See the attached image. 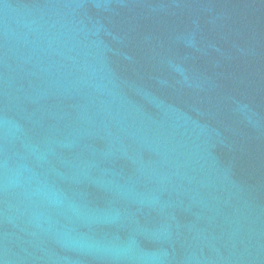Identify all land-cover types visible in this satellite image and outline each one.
<instances>
[{"label": "water", "instance_id": "95a60500", "mask_svg": "<svg viewBox=\"0 0 264 264\" xmlns=\"http://www.w3.org/2000/svg\"><path fill=\"white\" fill-rule=\"evenodd\" d=\"M0 264H264V42L212 0H0Z\"/></svg>", "mask_w": 264, "mask_h": 264}]
</instances>
